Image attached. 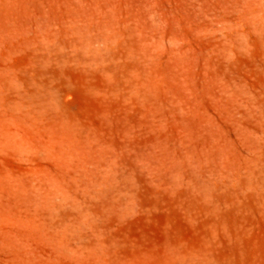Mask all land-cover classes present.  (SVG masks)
Returning <instances> with one entry per match:
<instances>
[{"label":"rangeland","instance_id":"374dc122","mask_svg":"<svg viewBox=\"0 0 264 264\" xmlns=\"http://www.w3.org/2000/svg\"><path fill=\"white\" fill-rule=\"evenodd\" d=\"M0 264H264V0H0Z\"/></svg>","mask_w":264,"mask_h":264}]
</instances>
